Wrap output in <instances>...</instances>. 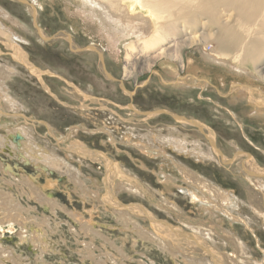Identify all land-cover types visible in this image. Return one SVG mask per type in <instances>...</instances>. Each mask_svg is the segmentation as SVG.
Segmentation results:
<instances>
[{
	"label": "bare ground",
	"instance_id": "bare-ground-1",
	"mask_svg": "<svg viewBox=\"0 0 264 264\" xmlns=\"http://www.w3.org/2000/svg\"><path fill=\"white\" fill-rule=\"evenodd\" d=\"M56 1L64 5V14L67 18L72 17L77 21L72 27H77L92 40L99 39L101 42L105 40L106 48L114 51L118 60H120L118 50L120 45H123L125 80L135 79L144 71L153 72L162 78L160 71L164 70L173 78L171 82L169 81L170 88L174 89L176 84L181 93L190 91L191 88H197L199 92L204 93L201 89L205 85L211 86V83L206 79L208 76L204 79L199 76L200 74L197 75V72L221 78L219 82L221 85L225 83L222 79L231 78L228 93L233 96L232 101L248 105L249 108L245 109L244 114L258 121L264 131V91L256 85L263 83L264 87V0ZM17 2L27 6L26 13L36 26V33L42 40L48 41L49 38L43 36V32L41 33L36 25L38 10L34 4L29 0ZM38 5L41 6V3ZM0 18L6 20L9 18V12L0 9ZM3 29V26H0V42L14 52L13 56L20 66L39 77L40 71L27 63L28 59L15 42L21 41L20 38ZM183 34L185 38L178 41L177 37ZM62 38L72 51L81 52L84 49L93 52L99 58L106 78L114 81L105 69L104 54L101 50L100 52L93 45L85 48L71 47L74 37L70 34ZM207 47L211 49L208 51ZM189 49H192L190 56H184ZM159 62L162 67L156 72L153 67ZM176 64L188 71V74L179 76V73H176ZM16 75L18 71L15 68L0 63V128H7L3 127L7 122L21 121L19 125L4 129L5 133L3 131L0 134V264L20 262L14 251L4 247L3 238L18 235L19 242L31 240L44 254L48 250L47 236L55 233L64 222L75 241L82 247L79 251L80 258L92 260L95 264H126L124 259L128 258V255L124 242H129L130 236H122L121 244L112 241L113 239L105 235L104 231L97 229L99 223L95 219L101 220L106 215L113 218L117 232L134 234L133 246L138 241L151 244L172 264H212L210 260H213L214 264H264V257L254 260L248 243L243 242L234 233L235 225L244 227L254 238L257 249L264 255V249H261L258 236L251 227V221L243 217L241 210L245 203L236 197L233 191L223 189L209 177L179 161L180 157L187 156L198 163L217 164L222 168L236 164V171L240 173V177H237L239 173L233 176L243 178L255 186L262 196V208L247 204L261 222L259 212L263 213L264 210V168L254 160V157L243 153L245 159L238 157L235 160L234 156L228 158L221 152L219 156L213 130H208L206 142L209 144H204L200 138L204 136L203 129L206 126L195 120L185 119L176 123L186 129L194 123L201 137H190L178 126L157 132L141 133L133 128L131 131L123 132L119 129L120 124L117 126L115 122L114 127H110V123V126L106 123L98 126L93 122L97 126L95 129L75 124L66 134H61L47 122L23 113L22 105L12 98L9 86L4 83ZM256 76L260 77L259 80L262 82L258 81ZM161 81L168 83L163 79ZM43 86L44 92L51 96V91ZM72 89L71 95L75 100H78L76 98L83 100L86 97L91 99V94L83 95L74 86ZM123 91L129 94L126 89ZM102 108L104 107L96 110L100 111ZM74 109L89 112L91 108L82 106ZM129 109L133 110L134 114H131L133 117L139 116L141 119L144 118L143 121L148 120L149 113H152H141L131 106ZM162 111L160 113H166ZM76 113L84 119L90 117L86 112ZM94 114L98 116V113ZM94 119L96 120L95 117ZM121 122L128 121L121 119ZM40 126L46 131L44 140L38 137L37 130ZM82 133L99 141L100 148L94 146L93 149L89 144L85 145L87 142L80 141L78 135ZM16 135L20 136L18 143L13 141ZM231 144L236 149L240 148L235 142ZM81 148L87 152L83 153ZM92 150L106 153L100 159L101 162L97 163L90 154ZM213 152H217V155ZM124 157L130 161V166L154 175L156 187L143 183L136 172L126 169L121 161ZM156 162L159 163L156 169L150 168V165L153 166ZM87 169L97 173L100 179L97 180L90 175L92 177L88 182L85 174L90 171H86ZM2 185L12 190L16 189V194ZM58 193L68 197L69 205L72 206L70 210L67 203L62 206L58 201V198L61 200ZM168 195L174 198L180 195L189 202V205L195 204V208L204 218L187 217ZM19 197L26 199L27 208L20 203ZM127 197L145 200L159 211L175 217L178 225H173L167 220H159V217L152 214L142 201L126 204L121 200ZM30 201H35L42 209L48 210V214L53 218H60L59 213L67 216L66 218L69 217L71 223L66 220L52 221L44 214L40 218L38 213L32 215L35 209L30 206ZM73 201L83 205L82 211L73 206ZM100 213H104V216ZM225 223L232 229L224 227ZM80 237L83 239H79ZM217 239L231 247L232 253L219 252L215 245ZM118 244L120 245L117 246ZM97 250L103 252L101 256L98 255L99 257L94 255Z\"/></svg>",
	"mask_w": 264,
	"mask_h": 264
},
{
	"label": "rangeland",
	"instance_id": "rangeland-1",
	"mask_svg": "<svg viewBox=\"0 0 264 264\" xmlns=\"http://www.w3.org/2000/svg\"><path fill=\"white\" fill-rule=\"evenodd\" d=\"M36 1L37 3L35 4ZM29 2L34 4L38 10L35 22H37L36 25H38L40 32H43V36L47 34V36L55 38L57 42L55 40L54 43L52 42L53 44L50 42L48 44L49 40H42V38L36 33L37 28L31 21L30 15L26 13L28 8L25 4L23 5L22 2L20 3L14 0H0V9L2 11L9 12V18H6V20L0 18V26H3L4 31H10L14 36L20 38L21 41H15L19 46V50L24 52L26 58L28 59L27 63L39 70L41 74H39V77H36L35 75L31 74L29 69L22 67V65L20 66L13 56L15 55L14 52L7 47L9 49L8 50L0 42V63L6 66L9 65L18 71V75L13 76L11 80H8V82L4 83L9 86L10 95L12 98L17 100L20 105H22L24 109L23 113L28 117H34V119L39 121L47 122L50 127L54 128L61 134H66L67 130L75 124H77V126L86 125L89 129H95L97 126H95L93 122H96L98 126H100L102 123H106L108 126L111 125L110 127H114L116 125L118 126L120 124L119 129H122L123 132L131 131V128H133L137 129L141 133H146V131H165L168 129V127L178 126L180 130L182 129L181 131L184 134H188L190 137H201L199 131L196 130L194 123H192L188 129H186L181 126V124L175 123V120L165 113L151 117L148 116V120L143 121L142 119L144 118L141 119L139 116L133 117L131 115L134 114V112L133 110L129 109V105L131 104L134 109L141 111L142 113L153 112L160 109L167 110L174 115L184 117L186 120L192 119L204 124L206 126V128L203 129L204 136H202L200 139H202L206 145L209 144V142H206V136L209 133L208 130H213V133L216 136V138L214 136L213 137L215 138L214 140H216L215 147H217V150L219 151L218 154L221 152L228 158L234 156L235 160L238 159V157L245 159V156L242 155L250 154L252 157H254V160L257 161L259 165L262 166V168H264V131L261 129L258 121L254 120V118H249L244 114L245 109L249 108L248 105L243 102L236 101V103H234V101H232L233 96L229 94V82L231 78H224L225 80L222 79V81L225 82L224 86L221 85V83L219 84L221 78H217L209 73L203 74V72H197V75L200 74L199 76H202L204 79L208 76L206 79L209 80L211 86L205 85V87L201 89V91L204 93L199 92L197 88L194 89L191 87L190 91L181 93L179 92V88L176 84L174 85L175 90L173 87L170 88L171 85L169 81L171 82L173 78L167 75L164 70H161L162 65L159 62L158 65L153 67V70L156 72L161 70L160 72H162V78L153 72L149 73L144 71L141 74H138L135 79L131 78L132 80L129 79L127 81L124 79L123 73L125 66L122 61L124 59L123 45H120V51L118 50V52H120V60H118L115 58L114 51L106 48L105 40L102 42L99 39H96V41L95 39L92 40L86 37V35H84L80 29H77V27H75L76 29L72 27L74 23L77 24V21L73 20L72 17L67 18L65 16V7L61 3L57 2L56 0H29ZM40 3L41 6L38 5ZM68 34L74 37L72 43L73 46L71 44V47L85 48L88 45H93L97 50H101L102 54H104L103 59L106 66V71L113 78L117 79L118 81H122L125 84L124 86L126 91H134L133 95L128 96L125 94L119 88L118 85L120 83L118 81H112L106 78L102 65H100L98 60L99 58H97L93 52H89L84 49L81 50V52L70 50L67 42L64 38H62L67 37ZM183 36L185 35H179L177 40H183L185 38ZM25 40H27V42ZM97 42L101 44L99 45ZM210 49L211 47H207L208 51ZM191 51L192 49L186 51L184 56H190L192 53ZM187 72L186 70L181 69V66L176 64V73H179V76L188 74ZM162 79L169 84L162 83ZM259 79L260 77H257L258 81H260ZM42 84L51 91V96L44 92V86ZM71 84L75 88H78L83 95L90 96L91 94V99L86 97L83 100L79 98H76L78 100H75V98L71 95L73 90ZM262 84L263 83L256 85L264 91ZM136 85L138 88H136ZM93 98H95L96 101L93 100ZM82 106H88V108L91 109H89V112H87L88 110L80 111L79 109H74L75 107ZM101 107L106 108L108 111L104 110V108L100 109V111H98L99 109L96 110L97 108ZM75 111L82 112L84 114L86 112L88 115H90V117H86L84 119L79 117ZM94 113H98V116L96 117ZM132 117L134 119H132ZM121 119L128 122L131 119V122L122 123ZM114 122L117 124L113 125ZM20 123L21 121H18V123L15 121L7 122V124L3 126L7 128H0V134L3 131L5 133L4 129L14 128L13 126H17V124L19 125ZM122 131L120 130V133H122ZM37 132L39 134V139L41 138L44 140L43 137L46 134L45 129L40 126ZM78 136L80 141L85 143L87 142L85 145L89 144L90 146L94 145L95 147L100 148L99 141L93 140L87 135L84 136L83 133L82 135ZM86 136L88 138H86ZM231 142H235L240 148L236 149L231 144ZM40 143L42 145V142ZM42 146L44 147V144ZM102 149L104 150V148ZM213 153L217 155V152ZM118 159L121 160L120 158ZM121 161L127 167L126 169L136 172L143 183L156 187L155 177L150 172L144 173L139 169L134 168L133 165L130 166V161L125 159V157ZM179 161L182 162L183 165L198 170L200 173L205 175V177H209L213 182H216L218 185H220L223 189L225 188L233 191L236 197H239L245 203L243 204L241 210L244 215L243 217L251 221V227H253L254 232L258 236L261 249H264V222H262V220L264 221V210H262L263 213L259 212L262 218L260 222L257 219L258 215H255L254 211H252V208L247 205L248 203H251L252 206L255 205L262 208L261 204H263V199L262 196L259 195V192L256 190L255 186L247 183L243 180V178H235L233 176L234 174L239 173L236 171V164L222 168L221 165L217 164L198 163L193 158L187 156L180 157ZM157 165H159V163L156 162L153 164V166L150 165V168L156 169ZM86 171H90L89 173L85 174L88 182L92 177L90 175H93L95 179H100L98 174L94 171L92 172L89 169ZM239 175L240 173L237 175V177ZM2 186L4 187V185ZM4 188L7 190L9 189L11 192L15 191L16 194V189L12 190L10 188H6V186ZM58 196L61 197V200L60 198H57L62 206L67 203V207L70 210L72 206L68 205V197L66 198L62 193H58ZM170 198L175 201V203L178 205V207H180V209L183 210V213H185L187 217L191 219L204 218L203 215V217L201 216V213H199L197 208H195V204L189 205V202L180 195H178L176 198L170 196ZM18 199L21 201L20 203H22L23 206L27 208L26 199L23 197H19ZM121 200H123V202L126 204L142 201L145 207L147 209L149 208L152 214H154L156 217H159V220H167L173 225H178L175 217H172L165 212L163 213L159 211V209H156V207L150 205L141 198L127 197ZM29 204L36 211H33L32 215H36V213H38L37 215L40 218L44 214L45 216L51 218L52 221L55 220L58 222L60 220H66V222L71 223L69 217L66 218L67 216L64 217L60 213L58 216L60 218H53L48 214V210L42 209L35 201H30ZM73 206L77 208L78 211H82L83 205L80 202L73 201ZM100 215L104 216V213H100ZM95 221L99 223V228L97 229L104 231L105 235H108L113 239L112 241L119 243L122 241V236H130L129 242H124L127 246L126 254L128 255V258L124 259L126 264H172L169 259L161 255L151 244L149 245L146 242L143 243L142 241H138L137 244L133 246L132 238L134 234H126L122 231L117 232V229L115 228L116 223H114V220L111 216L106 215L101 218V220L95 219ZM141 223L144 225L142 220ZM60 227L61 228H58L55 233H50V235L47 236L46 239L48 241H45L47 243L48 250L47 252L45 251L44 254H42L40 248L38 250L37 245L32 244L31 240L28 242L23 241V243L21 241L19 242L20 238L18 235H14L11 238H3V245L6 249L14 251V254L20 260V262H18L19 264H95V262L92 260H83L80 258L79 251L82 247L78 245L71 232L68 231L69 228L67 227L66 223H61ZM224 227L232 229L227 223L224 224ZM234 233L238 238H241L243 242L248 243L250 254L254 260H260L264 257L263 252H260L257 249L254 238L248 231L244 229V227L235 225ZM79 239L83 238L80 237ZM122 243L123 242H121V244ZM119 245L120 244L117 246ZM215 245H217L218 251L222 254L226 252L232 253L231 247H229L227 244L219 242L218 239L215 240ZM102 254V251L97 250L94 255L101 256ZM206 256L207 258L211 259L208 255ZM210 262L214 264L213 260H210Z\"/></svg>",
	"mask_w": 264,
	"mask_h": 264
},
{
	"label": "crops",
	"instance_id": "crops-1",
	"mask_svg": "<svg viewBox=\"0 0 264 264\" xmlns=\"http://www.w3.org/2000/svg\"><path fill=\"white\" fill-rule=\"evenodd\" d=\"M113 81V80H112ZM114 81H118L117 79H115L114 78ZM120 84L118 85L119 86V88L123 91V90H125L124 88H125V86H124V84H122V82H120V81H118ZM124 92V91H123ZM126 92H128V91H126ZM134 92V91H133ZM133 92H128L129 94H127L128 96H130V95H133ZM125 93V92H124ZM126 94V93H125ZM132 107V105L130 104L129 105V107ZM160 111H161V109L160 110H155V111H153L152 113H149V115L150 116H156V115H160L161 113H160ZM164 112H166L165 114H167V115H169V116H171L174 120H175V123L176 122H183V120H185V118L184 117H182V116H178V115H174L173 113H171V112H169V111H167V110H163ZM141 112V111H140ZM142 113V112H141ZM146 113V112H145ZM146 114H148V113H146ZM192 120V119H191ZM93 147H94V145H93ZM64 149V148H63ZM90 154L91 155H93L96 159H101V158H103V156H98L97 155V153H95V152H93V151H91L90 152ZM98 162H101V161H97V163ZM67 201L69 202V199L67 198ZM69 204H70V202H69ZM68 204V205H69ZM70 206V205H69Z\"/></svg>",
	"mask_w": 264,
	"mask_h": 264
},
{
	"label": "flooded vegetation",
	"instance_id": "flooded-vegetation-1",
	"mask_svg": "<svg viewBox=\"0 0 264 264\" xmlns=\"http://www.w3.org/2000/svg\"><path fill=\"white\" fill-rule=\"evenodd\" d=\"M44 36H46L47 38H49V39H48V40H49V41H48V44H49V42L52 43V42H55V40H56V39L53 38V37H49V36H47V34H45ZM50 38H51V39H50ZM71 86L73 87L72 84H71ZM91 88H92V87H91ZM92 89H93V88H92ZM91 148L94 149L93 146H91ZM81 149H82V148H81ZM92 151L95 152V153H97L98 156H103V157H104L103 154H106L105 152H102V151H101V152H98V151H96V150H95V151L92 150ZM82 152H83V153H86L87 151L85 152L84 149H82ZM84 155L86 156L87 154H84ZM94 159H95L96 161H101L100 159H96L95 157H94ZM120 159H122V158H120ZM117 160H119V159L117 158Z\"/></svg>",
	"mask_w": 264,
	"mask_h": 264
},
{
	"label": "water",
	"instance_id": "water-1",
	"mask_svg": "<svg viewBox=\"0 0 264 264\" xmlns=\"http://www.w3.org/2000/svg\"><path fill=\"white\" fill-rule=\"evenodd\" d=\"M14 1H17V0H14ZM36 24V23H35ZM162 112H164V111H162ZM20 140V136L19 135H16L15 137H14V139H13V141L15 142V143H18V141Z\"/></svg>",
	"mask_w": 264,
	"mask_h": 264
}]
</instances>
